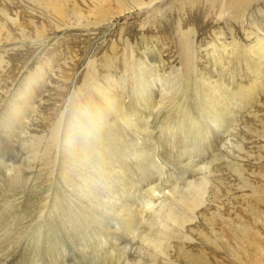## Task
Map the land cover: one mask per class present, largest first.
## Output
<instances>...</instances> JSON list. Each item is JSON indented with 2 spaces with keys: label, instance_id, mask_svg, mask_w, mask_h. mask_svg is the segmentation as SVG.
<instances>
[{
  "label": "rangeland",
  "instance_id": "rangeland-1",
  "mask_svg": "<svg viewBox=\"0 0 264 264\" xmlns=\"http://www.w3.org/2000/svg\"><path fill=\"white\" fill-rule=\"evenodd\" d=\"M208 1L158 0L149 8L121 12L97 23L118 11L116 0H104L100 8L95 0H64L66 9L83 13L76 19L72 14L70 24L64 26L54 12L35 2L0 0L4 26L0 31V220L2 231H7V243L0 246L3 264H46L45 257L51 251L44 246V239L57 233L60 241L54 245L55 251H60L58 246L66 251H58L56 261L67 262L75 254L91 264L84 258L95 255L99 258L96 264H114L108 254L114 256L113 251L125 247L126 241L135 247L138 244L122 231L125 223L120 221L127 216L121 203L148 199L144 191L148 187L168 192L179 183L182 188L179 171L190 181L197 166L211 163L217 147L213 136L220 132L238 149L224 150L218 156L215 174L222 182L220 200L205 214H220L230 220L218 228L202 221L199 211L196 221L201 222L184 226L185 230L173 229L177 237L195 239L197 253L203 252L213 264H247L245 257L258 253L245 256L235 250V255L243 258L238 261L233 253L206 244L198 235L203 232L213 240L215 230L224 231L222 240L236 248L233 246L238 241L230 231L233 225L255 226L248 215L252 211L251 189L242 188L230 167L233 163L241 165L250 186L264 190V64L256 63L246 37L250 14L259 8L264 11V4L255 7L256 0L249 11L240 14L243 20L235 21L234 14L241 12L246 0H236L223 11ZM2 12L17 23L6 21ZM257 15L264 22V17ZM218 27L227 33L225 38L216 33ZM139 59L152 70L141 71L142 77H159L161 83L154 82V101L144 99V107L137 91L142 81L133 69ZM111 81L115 88L124 81L121 91L113 89L111 93H118L120 108L128 113L145 109L143 122L137 115L131 118L133 124L122 122L115 118L119 107L100 103L96 89L109 90ZM209 81H215L221 93L208 87ZM210 94L224 104L233 129H226V125L214 128L207 138L196 128L191 130L188 114L207 121L205 107L210 105L206 103ZM97 107H103L101 115L106 123L90 120ZM67 136L75 138L82 150L76 157L69 153L61 156L60 143ZM149 146L154 147L151 153L157 156V163L158 158L166 160L170 169L164 170L154 161L147 177L140 176L138 158L127 151L144 148L148 156ZM256 211L264 218V207L256 206ZM156 212L161 214L160 205ZM82 214L99 218L105 229L79 243L73 227L86 236L91 229ZM263 224H257L262 241ZM45 226L52 231L44 238L39 230ZM146 246L141 243L142 248ZM133 254L131 261L154 264L142 258L137 249Z\"/></svg>",
  "mask_w": 264,
  "mask_h": 264
},
{
  "label": "bare ground",
  "instance_id": "bare-ground-1",
  "mask_svg": "<svg viewBox=\"0 0 264 264\" xmlns=\"http://www.w3.org/2000/svg\"><path fill=\"white\" fill-rule=\"evenodd\" d=\"M31 1L42 6L41 8L44 7L45 9L54 12V14L56 15V18L58 20H60L61 22L65 23L64 26H66V24L71 21V15L72 14L74 15L75 19L83 17V15H82L83 13L81 14V11L66 9V3L64 2V0H30V2ZM95 1H97V4L99 5L98 8L102 7L104 0H95ZM116 1L119 5L118 11L114 14L111 13L110 18L103 17V19L97 23H102L103 21H108L115 14L119 15L121 12L129 11L132 9L137 10V9H142V8H149L153 5H155L156 1H158V0H129L128 3H126L122 0H116ZM159 1H162V0H159ZM210 1L213 2V3H211L213 7L216 6L217 8H220V10L223 11L224 9L230 8L235 3L236 0H210ZM210 1H208V2H210ZM255 1L256 0H246L244 5H243L241 12L236 13V14L233 13L235 15L233 17V19H236L235 21H238V20L242 21L243 18L241 17L240 14L242 12L249 11L252 7V3ZM259 3L264 4V0H259V1L255 2L253 6L256 7L257 5H259ZM105 8H107V7L105 6ZM103 9L101 8V10H103ZM93 13H94V11H93ZM259 13L264 17V11L260 8H259V11L257 13H251L250 14L251 16L247 20L249 23V30L247 31L246 37L251 42V46L249 48L252 50V53L257 58L256 63L260 65V64H264V22H263V20L260 19L259 15H257ZM2 14L5 16L6 21H10L12 23H17L16 20L11 19L9 16L5 15L4 12H2ZM1 24L2 25H0L1 26L0 31L4 27L3 23H1ZM68 24H70V23H68ZM216 33H218L221 38H225V36L227 35V33H224L221 30V28H219V31H217ZM133 69L135 70L136 78H138L139 80L142 81V83L139 84V87H140L139 90H137L138 94H139V102L141 104H143L144 99H146L148 102H152V100L154 101V99H153L154 87L156 86L154 84V82L157 80L159 82V86H160L161 83H160L159 77H157L156 80H151V78H149L145 74H144V77H142L143 72L140 73L141 71H145V70L152 71V70L147 69L145 67V64L140 59H139V61L138 60L135 61ZM156 75H157V73H156ZM149 76H150V74H149ZM35 79H37V78H35ZM123 80H125V79H123ZM116 83H118V82H116ZM123 83H124V81H122L121 84L118 83L119 86L115 88V83L113 81H111V82H108V85H107L109 90L107 88L96 89L98 91L99 95L101 96L100 103L104 104L105 102H108L111 105H114L115 108L119 107V112L115 113V118L119 119L122 122L124 121V122H129V123L133 124L131 122L132 121L131 118L133 116H136V115H137L139 121H141L143 119L145 120V116H143V115H145L143 112V110L145 111V109L140 108V110L136 109V110L128 113L125 109L120 108V107H122V105L120 104L121 98L118 99V97H119L118 93L117 94L111 93L113 89H117L118 92H119V90L121 91V89L123 87L122 86ZM206 85L208 87L210 86L211 89H213L218 94L221 93V91L218 89L219 86L216 84L215 81H209L208 83H206ZM158 91H160V94L162 97L163 96L162 90L160 89ZM206 103L210 104L209 106L205 107L206 118H208L207 121H204V120L198 119L194 116H191V113L188 114V117H190L189 121L191 123L190 127H192L191 130L196 128V131L200 134V136L209 138L208 136L210 135V131L212 129L214 130V128H221V127L223 128L226 125V127H227L226 129H228L230 126H231L230 128L233 129V126L230 125V123H232L233 121L228 119L229 113L226 114L224 112V104L220 101V98H216L210 94L206 100ZM152 105L154 106V104H152ZM143 107H144V104H143ZM209 107H211V109H209ZM102 108L97 107L95 109L96 115L94 117H90V120H92L94 122L106 123L107 119L105 118L104 115H101L102 114V111H101ZM100 116H104V117H102V119H100ZM188 117H187V119H188ZM143 121H141V122H143ZM141 129H143V127H141ZM197 132H195V133L197 134ZM224 135H225L224 132H222V133L220 132V134L218 133L217 135L213 136V137H215V147L217 146L215 148L216 153L214 154V159L211 160V163L207 162V165L197 166V168L194 169V172H197V173H195L193 180H190V181L185 180L183 173L181 171H179V174H178L179 175V182H180V180H184V181H182V182H184L182 188H180L179 183H177V184L174 183L175 187L170 188L168 190V192H164L162 189H160L158 187H156V188L155 187H148L144 190L145 193H147V195H148L147 196L148 199L144 198L142 201L131 202V203L130 202H127V203L122 202L121 203L122 206L121 205L120 206L123 208V210L127 216V217H125L124 220L120 221V223H122V222L125 223V227H123L122 231L123 230L125 231V235H126L125 237H129L128 239L130 241L137 240L136 243H138V244L135 247L132 244H129L128 243L129 241H126L125 247L122 245L123 247H120V249H117L116 252L113 251L114 256H112V253L108 254L107 257L110 258V262H112L114 264H145V262L143 263L142 261H139L138 263L131 261V256L134 255L133 253H135V251L137 249L138 251H140V255L142 258L147 257V258H149V260H152L154 262V264L161 262V260H163V264H213V260L209 257H205L204 256L205 254L203 252L201 253V255L199 253H197L198 245H195V243H196V242H194L195 239L187 238V237H184V238L177 237L173 228L177 227V228L185 230L184 226L187 228V226H192V225H195V223L201 222V221H196V218H198L199 211H200V215H202V217H203L202 221H205L207 224H210V225H215L218 228H220L221 225L225 226V223H227L230 220V218H225L223 215H220V214L217 215L215 213H212V216L205 214V212L209 209V206H211L212 203L216 204L217 201L220 200L219 199L220 195L218 194V191L220 190L222 182L220 181L219 177L215 174V173H217L215 170H217L216 168L218 167V164H215V163L218 161L220 162V160L218 159V156H220L221 155L220 153L224 150H226L227 152H229V151L234 152L231 148H234V149L237 148L238 149V145L234 146L233 141L230 139H227V137H224ZM67 137H69V136H67ZM76 142H77L76 139L71 138V136L68 139H66L65 141H61V143H60L61 156L69 153V155H71V156L74 155L76 157L78 155V154H76V152L82 151L81 149L78 148L79 146L77 145ZM230 144H231V146L233 145V147H230ZM219 146H220V148H219ZM75 148H76V150H74ZM153 148L154 147H152V146H149L148 148H146V150L149 151V154H150V155L148 154V156L145 155V151H144L145 149L144 148H137V147L134 148L133 147V149L130 148V150L128 149V151H127V154H131V155L136 156L138 158L136 160H137V162H140L139 166H141V167H139V170H138L140 176L145 175L147 177L146 173L149 171V168L151 167V169H152L155 167V164L153 162L155 161L157 163V161H156L157 156L155 154L151 153V150ZM239 150H240V147H239ZM158 157H159V155H158ZM189 158L191 159V156ZM205 159L206 158H201V160H203V161H205ZM158 161H159V163H157V164L160 165L164 170L166 168L170 169L167 166V164L169 162L167 163L166 160L164 162L160 158H158ZM198 163L199 162H197V164ZM240 166H241L240 164L235 165V163H233L230 167L232 168V171L237 175L236 177L242 182V186H243L242 188L248 187L251 189V197L249 198L250 199L249 205L252 207V211L249 209L247 212H250V211L251 212H250V214H248V213L247 214L250 216L249 219L251 217L253 218L252 223H254L255 226L254 227L249 226V225L246 226V224H245L242 227H239V226L235 227L236 225H233V227L230 229V231L232 230L231 232H232L233 239L238 241L237 244H235L233 246L236 248H231L232 246L227 241L222 240V237L224 236V231L217 232V230H215V232H213L212 228H208L214 234L213 240H208V237L203 232H199L198 235L200 236L201 241L203 239H205L207 241V242L205 241L206 244H209V242H210V243H212V246L215 245L217 247H220V249H221V247H223L224 250L227 251L226 253H229V254L233 253L232 257H234L235 259L237 258L238 261L243 260V258H240L242 255L246 256L249 252H258V253H254L253 256H247V257L244 256L245 258H247V261L245 263H247V264L248 263H250V264H264V247H263L264 241L261 240V235L259 232L260 229L258 230V228H257L258 223L259 224H261L262 222L264 223V218L262 216L260 217L259 216L260 214L258 213V211H256V206L258 208H260V206L264 207V190L261 187L250 186L247 182V176L245 179L244 172L239 169ZM195 167H196V165H195ZM177 170H178V168H177ZM169 173L171 176L176 175L175 172H169ZM139 182H137V183L141 184V181H139ZM144 182H145V180H144ZM168 185H170V184H168ZM139 187H140V185H139ZM85 188L88 189V186H85ZM156 193H161V195L163 194L162 196L164 197V199L161 201L160 200L161 195L160 194L157 195ZM80 194H82V196H87V193H85V192H82ZM162 196H161V198H162ZM124 199H125V197H124ZM160 201H161V203H160ZM205 204H206V206H204ZM159 205H160L162 212L160 215H157L156 211H157V208ZM203 207H204V210L202 209ZM82 216L84 218L87 217L86 219H88L87 222H90L91 229L89 231L90 232L89 236H86L79 229L77 230V228H75V226L73 227L77 232V235L74 234L75 237H77V238L80 237L77 239V240H79V243H83L82 241H85V239L87 237H92L93 235H98L99 233L104 232L105 228L102 226V223L99 222V220H100L99 218H89L87 215H84V214H82ZM219 219H220V221L217 222V220H219ZM2 220H0V231H2V229H1V226H2L1 221ZM39 225H41V224H39ZM157 225H160L161 227H157ZM118 226L122 227V226H120V224ZM263 226H264V224H263ZM139 227H140V229L138 230ZM44 228H46L47 231H45ZM44 228H41L42 232L39 230V235L45 238V237H47L49 232L52 231V229L49 228V226H45ZM32 229L34 230V228H32ZM5 232H7V231H5ZM5 232L2 231L0 233V246L2 244L7 243L6 239L4 238ZM57 234L60 235V233H57ZM58 235L50 234L49 237L44 239V246H46L48 248L47 250L51 251L50 253L47 252V255L45 257V263L46 264H90L88 262L82 261L83 258H78L75 254H73L72 257L66 259L67 262H64L63 259H62V261H56L55 259L58 258V257L56 258V254L58 253L59 250L55 251L54 245L58 241H60L57 239ZM9 237H11V236H9ZM141 243H146L147 246L142 248ZM58 248L60 249V251L61 250L66 251V248L63 249V247L61 248L59 246H58ZM162 248H164V250ZM235 250H240L242 255H237V254L235 255V252H237ZM250 250H253V251H250ZM52 256H55V257H52ZM46 258H48V259H46ZM96 258H98V257H95V255H94L91 259H85L84 258V260L91 262V264H96V262H94V261H97ZM173 258L176 260L177 263H175L172 260ZM0 264H3L1 260H0Z\"/></svg>",
  "mask_w": 264,
  "mask_h": 264
}]
</instances>
